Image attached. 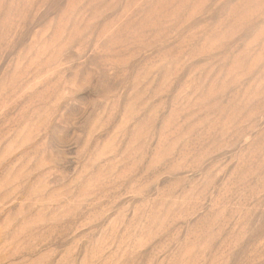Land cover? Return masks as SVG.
Listing matches in <instances>:
<instances>
[{"label":"rangeland","instance_id":"1","mask_svg":"<svg viewBox=\"0 0 264 264\" xmlns=\"http://www.w3.org/2000/svg\"><path fill=\"white\" fill-rule=\"evenodd\" d=\"M0 264H264V0H0Z\"/></svg>","mask_w":264,"mask_h":264}]
</instances>
